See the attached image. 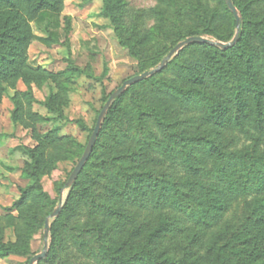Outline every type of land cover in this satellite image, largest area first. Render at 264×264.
<instances>
[{
  "label": "trees",
  "instance_id": "16d2710c",
  "mask_svg": "<svg viewBox=\"0 0 264 264\" xmlns=\"http://www.w3.org/2000/svg\"><path fill=\"white\" fill-rule=\"evenodd\" d=\"M101 1L141 73L189 37L226 43L235 34L225 0H153L149 8ZM63 2L0 0V100L7 88L25 86L14 94L11 120L35 142L21 172L28 185L0 217L14 237L4 242L0 232V258L30 254L28 241L54 210L41 178L85 148L58 127L37 130L65 119L59 93L43 103L51 118L31 108L32 85L69 82L78 71L70 60L56 74L28 65L34 41L59 43ZM232 3L241 18L232 47L187 45L110 105L76 181L61 185L68 198L38 264H264V0ZM98 175L107 182L102 194L92 188ZM241 205L246 218L234 229Z\"/></svg>",
  "mask_w": 264,
  "mask_h": 264
},
{
  "label": "rangeland",
  "instance_id": "374dc122",
  "mask_svg": "<svg viewBox=\"0 0 264 264\" xmlns=\"http://www.w3.org/2000/svg\"><path fill=\"white\" fill-rule=\"evenodd\" d=\"M126 1L134 8L154 5L153 0ZM259 5V12L264 14V3ZM101 7V0H64L58 30L59 43L47 47L34 41L27 51L28 65L31 67H40L56 74L64 71L67 60H70L78 69L70 76L69 82L57 79L54 83L48 81L40 86L32 85L34 102L31 108L33 112L51 118L53 114L45 109L43 103L50 93H59L65 119L38 125L37 130L44 133L58 127L60 135L72 137L82 147L87 144L104 105V98L126 79L141 74L137 61L118 44L109 21L101 15ZM32 29L35 35L43 36L34 25ZM23 91L25 86L18 82L14 89L7 88L0 100V217L5 215L3 208L10 207L19 198V189L28 185L21 172L25 163L29 162L26 152L35 146V142L27 130L11 120L14 94ZM75 121H81L85 128H80ZM76 163L77 159L60 161L48 175L41 178L44 192L54 201V209L58 205L60 191L63 204L68 198V189L61 188V185L65 184ZM95 178L93 192L102 194V190L107 187L105 176L98 175ZM243 208V205L233 208L234 229L246 218ZM12 214L16 215L17 212L13 211ZM43 229L44 226H40L28 241L29 255L10 254L0 258V264H29L32 256L42 251ZM0 232L4 242L14 241L11 229L2 222Z\"/></svg>",
  "mask_w": 264,
  "mask_h": 264
},
{
  "label": "water",
  "instance_id": "95a60500",
  "mask_svg": "<svg viewBox=\"0 0 264 264\" xmlns=\"http://www.w3.org/2000/svg\"><path fill=\"white\" fill-rule=\"evenodd\" d=\"M226 6L227 8L231 11L232 15L234 16L235 19V34L233 36V38L226 43H222V42H218V41H214L205 37H189L181 42H179L178 44H176V46H174L169 53L162 59V61L152 70L150 71H146L143 72L141 74L135 75L131 78L126 79L117 89H115L110 96L108 97L107 101L105 102V104L103 105V107L101 108L94 128L91 132V135L87 141V144L84 148V151L81 155V157L79 158V160L77 161L76 165L74 166L73 170L71 171L67 181L64 184L65 188H70L74 182L76 181L79 173L81 172L82 168L84 167L85 163L88 161L90 154L92 152L93 146L96 142L97 136L100 132V128L102 125V122L106 116V113L110 107V105L113 103V101L115 99H117L118 97H120L128 87H130L131 85L146 79L150 76H152L155 73H158L159 71H161L165 64L175 55L177 54L182 48H184L187 45L190 44H206L209 46H213L216 48H219L221 50H225L227 48L232 47L237 39H238V33L240 30V22H241V18L236 10V8L234 7L232 0H225ZM63 206L62 203V191H60V196L58 198V205L57 207L52 211L51 214H49L45 221H44V229H43V248L41 253L36 254L34 256H32V258L29 260V264H35L39 259H43L46 257L47 255V251H48V237H49V225H50V221L54 220L58 215L59 212L61 210Z\"/></svg>",
  "mask_w": 264,
  "mask_h": 264
}]
</instances>
